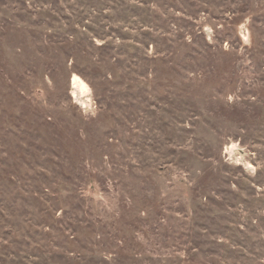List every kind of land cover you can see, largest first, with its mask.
<instances>
[{
    "label": "rangeland",
    "instance_id": "obj_1",
    "mask_svg": "<svg viewBox=\"0 0 264 264\" xmlns=\"http://www.w3.org/2000/svg\"><path fill=\"white\" fill-rule=\"evenodd\" d=\"M0 264H264V0H0Z\"/></svg>",
    "mask_w": 264,
    "mask_h": 264
},
{
    "label": "bare ground",
    "instance_id": "obj_2",
    "mask_svg": "<svg viewBox=\"0 0 264 264\" xmlns=\"http://www.w3.org/2000/svg\"><path fill=\"white\" fill-rule=\"evenodd\" d=\"M71 83H72V87L76 88V87H80L82 90L87 89V85L84 82V80H82L79 76L74 75L71 79Z\"/></svg>",
    "mask_w": 264,
    "mask_h": 264
}]
</instances>
